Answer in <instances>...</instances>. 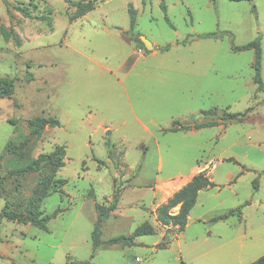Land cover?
Returning <instances> with one entry per match:
<instances>
[{
    "label": "rangeland",
    "instance_id": "obj_1",
    "mask_svg": "<svg viewBox=\"0 0 264 264\" xmlns=\"http://www.w3.org/2000/svg\"><path fill=\"white\" fill-rule=\"evenodd\" d=\"M71 1H94L95 8L70 21L74 8L64 0H0V76L17 78L13 94L0 98V213L23 212L41 177L66 180L41 201L44 213L56 212L45 230L0 216V264H194L196 250L212 246L199 247L207 236L226 242L211 255L214 264H249L263 255L264 91L253 81V51L232 46L260 36L264 84V0ZM140 36L154 49L145 51ZM209 109L217 114L204 116ZM223 110L248 112L243 121L192 133L161 131L173 119L216 120ZM34 116L60 124L46 125L12 153L7 143L24 141ZM57 145L65 147L64 166L21 172ZM193 167L207 169L216 186L199 191L177 232L156 220L155 208ZM115 193L102 242L144 222L156 232L91 256L97 214ZM242 204L241 214L212 220ZM161 241L167 245L156 247Z\"/></svg>",
    "mask_w": 264,
    "mask_h": 264
},
{
    "label": "trees",
    "instance_id": "obj_2",
    "mask_svg": "<svg viewBox=\"0 0 264 264\" xmlns=\"http://www.w3.org/2000/svg\"><path fill=\"white\" fill-rule=\"evenodd\" d=\"M71 7L73 11L69 16V20L73 21L87 12L95 8L94 1H71L64 0ZM214 3V0H211ZM229 1H241V0H229ZM253 1V0H248ZM161 7L163 10L166 9L164 2H161ZM18 10L25 17H30V11L27 7H18ZM9 12V11H8ZM136 25V14L132 8H129V28L133 30ZM132 36V34H130ZM139 38V34L136 35ZM202 37H215L216 33H204ZM140 40V39H139ZM141 41V40H140ZM142 43V41H141ZM143 45V43H142ZM143 48L145 49L144 45ZM233 51L241 50H252L253 51V63L252 67L254 70L253 81L256 84L257 91H264V84L261 78V69H262V48H261V38L256 36L254 39L248 41L247 43L240 46H232ZM146 51V49H145ZM26 80H31V74H27ZM17 78L0 76V98L9 97L13 94L15 88V81ZM247 111L242 113H232L227 110H223L221 114L217 117L216 120H206L200 122L192 123H183L176 119L171 121V125L168 128H162V132H176V131H187V130H198L201 128L212 127L222 123H231L233 121H243L247 116ZM202 114L206 115H215L217 111L214 109L203 110ZM59 120L53 116L43 117V116H34L28 120V136L27 138L17 145H11L9 141L6 146H11V152L16 153L18 150H21L22 147L26 146L28 142L37 137L45 128L46 125L50 127L59 126ZM65 154L64 145H57L55 148L48 153H40L35 159L29 160L28 163L21 169V172L28 171H38L46 166H53L55 168H60L64 166L63 156ZM231 160V159H228ZM99 163H102L101 160H98ZM2 178L0 177V186L2 185ZM66 183L65 179H49L46 177H41L38 179L35 187L32 190V194L29 199L26 201L24 211L17 212L13 210H6L5 208L0 213V216L6 218L7 220L17 221L21 224H31L40 229H46L48 221L53 218L56 212L51 214H46L41 209L40 204L43 198L51 194L52 192L61 191L62 186ZM216 184L212 180L207 169L200 170L194 174L191 179L175 191L166 202L161 203L155 208L156 220L162 225H174L177 226V232L184 230L187 224V217L190 210L195 205L199 191L203 189H209L215 187ZM253 186L255 189L258 187V182L255 179L253 181ZM118 201V195L115 193L112 200L109 202L106 211H102L97 214V219L94 224L93 230L91 232V242H92V254L96 249L103 245H112V244H124L132 245L134 244V238L136 236L145 235V234H154L156 232L155 227L149 223L144 222L137 226L133 233L130 235H117L108 238L106 241L100 240L101 233V224L107 219V211H112L116 208ZM244 204H247L245 202ZM244 204L238 206L234 210H229L223 214L212 217V220H225L231 216L241 214V208ZM178 207V211L174 214L170 213V209ZM96 208L99 206L96 204ZM167 245L165 241H161L156 244V247L163 248ZM52 264V263H49ZM65 264H94L90 260H78V259H68ZM249 264H264V254L259 256L257 259L253 260Z\"/></svg>",
    "mask_w": 264,
    "mask_h": 264
},
{
    "label": "crops",
    "instance_id": "obj_3",
    "mask_svg": "<svg viewBox=\"0 0 264 264\" xmlns=\"http://www.w3.org/2000/svg\"><path fill=\"white\" fill-rule=\"evenodd\" d=\"M194 39V38H193ZM153 45V49H154V44L152 43ZM156 49H158V46L156 47ZM164 50H167V49H164ZM174 120V119H173ZM177 120V119H176ZM170 127V126H168ZM193 131H196V130H187V131H183V132H193ZM176 132H180V131H176ZM200 170H203V168H200L198 169L197 167H193L192 168V171L187 175L188 178L183 182L181 183L172 193H170L167 197H165L163 200H161L160 204L161 203H164L166 202V200L168 199V197H170L175 191H177L180 187H182L184 184H186L190 179L191 177L196 174L197 172H199ZM158 204V205H160ZM157 205V206H158ZM156 206V207H157ZM190 215H188L187 217V224H188V219H189ZM224 221V220H222ZM186 224V226H187ZM185 226V227H186ZM185 229V228H184ZM183 231V230H182ZM181 232V231H180ZM210 233V232H209ZM210 236V235H209ZM211 238V236H210ZM235 238H233L234 240ZM197 243V242H196ZM226 244V242H222V243H218V244H214V241H211L209 239V237H203L201 239V244L199 245V247H202V245L204 246H210L212 245L211 247L207 248L206 250H196V252L194 253V256H193V261H194V264H214V261H212V257L211 255L213 254V252H215V250H217L218 248H220L222 245ZM197 245L195 246V248H199ZM257 259V258H256ZM252 262V261H251Z\"/></svg>",
    "mask_w": 264,
    "mask_h": 264
},
{
    "label": "water",
    "instance_id": "obj_4",
    "mask_svg": "<svg viewBox=\"0 0 264 264\" xmlns=\"http://www.w3.org/2000/svg\"><path fill=\"white\" fill-rule=\"evenodd\" d=\"M197 36H194V38H196ZM193 39V38H192ZM140 40L142 41V43H143V45H144V47H145V49L147 50V51H150V50H152L153 49V45H152V43L150 42V41H148L147 39H145V37H143V36H140Z\"/></svg>",
    "mask_w": 264,
    "mask_h": 264
},
{
    "label": "built area",
    "instance_id": "obj_5",
    "mask_svg": "<svg viewBox=\"0 0 264 264\" xmlns=\"http://www.w3.org/2000/svg\"><path fill=\"white\" fill-rule=\"evenodd\" d=\"M137 259V258H136Z\"/></svg>",
    "mask_w": 264,
    "mask_h": 264
}]
</instances>
